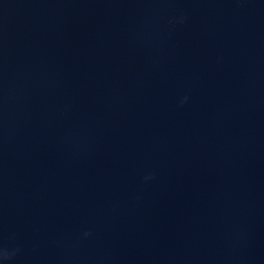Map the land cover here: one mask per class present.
<instances>
[{"label": "water", "instance_id": "1", "mask_svg": "<svg viewBox=\"0 0 264 264\" xmlns=\"http://www.w3.org/2000/svg\"><path fill=\"white\" fill-rule=\"evenodd\" d=\"M0 264H264V0H0Z\"/></svg>", "mask_w": 264, "mask_h": 264}]
</instances>
